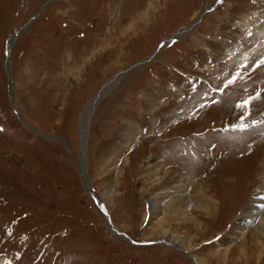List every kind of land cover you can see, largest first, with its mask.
<instances>
[{
  "label": "rangeland",
  "instance_id": "1",
  "mask_svg": "<svg viewBox=\"0 0 264 264\" xmlns=\"http://www.w3.org/2000/svg\"><path fill=\"white\" fill-rule=\"evenodd\" d=\"M218 1L0 0V264H193L111 232L108 221L134 241L161 240L146 194L192 257L264 264L256 240L252 255L226 252L241 242L229 231L249 198L264 193V0H223L202 15ZM193 22L99 101L85 180L78 142L88 101ZM200 184L211 215L194 194Z\"/></svg>",
  "mask_w": 264,
  "mask_h": 264
},
{
  "label": "bare ground",
  "instance_id": "2",
  "mask_svg": "<svg viewBox=\"0 0 264 264\" xmlns=\"http://www.w3.org/2000/svg\"><path fill=\"white\" fill-rule=\"evenodd\" d=\"M198 23V22H194ZM143 65H140V68H142ZM114 89V88H113ZM90 111V103H87L85 106L84 111L81 114V119H80V124H81V129H83L87 123V118H88V113ZM22 122V121H21ZM23 123V122H22ZM83 136V134H82ZM81 146L83 151L86 154V138L83 136L81 139ZM82 174V173H81ZM82 176L86 179V170L83 171ZM180 182V181H179ZM92 193V192H91ZM146 194V193H145ZM195 196L204 204H206V207L201 208V210L206 211V214L211 215L214 211L215 208V203L207 197V194L205 192V189L203 186H199L198 190L194 191ZM99 200V197L96 198ZM250 200L248 201L244 212H243V218L241 220V224L239 226L233 225V228L231 229V232L233 235L237 237H241L240 240L241 242L237 245L233 244V247L230 249H227L226 252L228 251H236L238 250L241 255L247 256L248 254H253V251L251 250L250 247H253L254 242L252 240H256V243L262 247V250H264V193L251 197L249 198ZM146 201L148 205V213L152 215V217L155 219V225L156 229L155 232L158 233L159 238L161 240H165L169 242V244H174L176 248H178L181 251H186L187 253L190 254V251L192 250L191 244L185 239V237L179 236V235H174L170 231L164 228L167 219L165 218H159L158 215L161 213V205L157 204L155 202V198H149L148 194H146ZM182 201V200H181ZM179 201V202H181ZM180 203H178V199L175 198L173 200H170L168 202V211L170 214L176 213L177 206ZM159 213V214H158ZM178 213V212H177ZM158 214V215H157ZM151 217V218H152ZM181 221L184 224H189V225H194V220L190 218L188 215H185L184 211L181 212ZM200 227V225H199ZM110 230L112 233H116V230L114 227L111 225ZM258 233L260 238H255L254 234ZM114 233V234H115ZM124 238V237H123ZM239 239V238H238ZM231 244V243H230ZM230 252V253H231ZM251 254V255H252ZM194 258V257H193ZM196 264H206L205 260L202 258H194Z\"/></svg>",
  "mask_w": 264,
  "mask_h": 264
},
{
  "label": "water",
  "instance_id": "3",
  "mask_svg": "<svg viewBox=\"0 0 264 264\" xmlns=\"http://www.w3.org/2000/svg\"><path fill=\"white\" fill-rule=\"evenodd\" d=\"M219 3H220V1L218 2V4ZM215 7H216V5L214 7H212V8H209V7H207V5H205V8H204V11H203L202 15H204L207 12H209L211 9H213ZM196 25L197 24L193 22L188 28L179 30L174 35H172L168 40L162 41L159 45H157L156 48L153 50V52L148 57H146L145 59H143V60H141L139 62H136V63H134L132 65H129L125 69H122L121 71H119L114 77H112L111 79H109L102 86V88L89 101V103H90V111L88 113L87 123H86L85 127L83 129L80 128V139H81L82 134L87 139L89 125H90V120H91V117L93 115V112L96 109L99 101L103 97H105V95L110 91L111 87L114 84H116L129 71H131V70H133L135 68L140 67V65H143L144 66L145 64H147L157 54V52H159L160 49H162L164 47V45L166 43H168L169 41H173V40L177 39L178 37H180L181 35H183L186 32H189ZM5 68H6L7 72H8V77H9V81H10V75H9V72H10V63H9L8 60L6 61ZM80 151H81V161H80L79 165H80V168H81V173L83 174V171L86 170V163H85V157L86 156H85V152L83 151V149L81 148V146H80ZM151 244L152 245H158V244H161V242L160 241H154V242H151ZM167 244L168 245H172L173 247H175V249L177 251H179L180 253L185 254L191 261H193V263H195L194 258L189 253H187L186 251L183 252V251L179 250L178 248H176V246L174 244H169L168 242H167Z\"/></svg>",
  "mask_w": 264,
  "mask_h": 264
},
{
  "label": "snow or ice",
  "instance_id": "4",
  "mask_svg": "<svg viewBox=\"0 0 264 264\" xmlns=\"http://www.w3.org/2000/svg\"><path fill=\"white\" fill-rule=\"evenodd\" d=\"M220 2H223V0H220ZM261 63H264V61H261ZM250 102L251 98L249 100H245L241 105H238V107H240L241 109H246L249 106ZM241 130H243V128Z\"/></svg>",
  "mask_w": 264,
  "mask_h": 264
}]
</instances>
